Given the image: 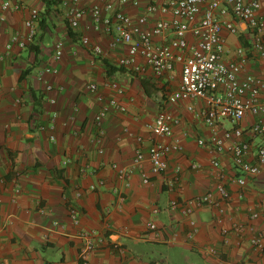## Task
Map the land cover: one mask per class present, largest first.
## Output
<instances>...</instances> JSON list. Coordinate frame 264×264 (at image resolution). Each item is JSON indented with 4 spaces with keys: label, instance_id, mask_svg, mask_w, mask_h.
<instances>
[{
    "label": "crops",
    "instance_id": "1",
    "mask_svg": "<svg viewBox=\"0 0 264 264\" xmlns=\"http://www.w3.org/2000/svg\"><path fill=\"white\" fill-rule=\"evenodd\" d=\"M21 1L24 8L6 11L0 26V264H80L79 240L75 235L82 227L95 229L104 236V244L88 256V264H264V250L252 247L246 239L238 243L231 232L225 242L221 233L222 228L243 223L261 231L264 237V221L248 218L251 211L264 213V174L239 185L228 153L213 154L197 144L198 137L209 134L203 118L195 115L203 109L202 100L163 103L158 87L149 82L147 75L115 64L125 49H110L107 35L87 27L91 22L88 14L72 32L63 18L60 0ZM31 7L39 9L34 38L26 47L13 46L6 52L10 33L26 32L24 21ZM123 9L133 18L140 12L130 3ZM235 22L239 32L222 31L228 49L226 59H234L236 48L247 44L245 23ZM151 23L150 20L147 24ZM82 34L102 47L100 58L93 60L89 49L81 45L78 36ZM58 38L64 41L62 57L56 63L58 72H44L40 77ZM244 73L264 79V58L250 55ZM110 79L123 87L122 94L106 85ZM91 81L98 84V92L105 99L114 96L126 108L123 113L110 110L106 114L105 133L99 143L104 150L102 155H98L91 139L96 132L91 118L99 106L95 94L85 90ZM172 82L162 80L175 88L178 74ZM46 83L54 89L45 92ZM151 87L156 88L155 95ZM48 97L55 102H48ZM190 104L192 110L187 108ZM160 109L179 118L173 125L172 136L179 140L182 149L168 154L167 169L151 175L149 183L141 182L135 168L125 185L110 166L116 162L132 167L137 143L123 131L127 128L141 135L145 139L141 148L146 154V124ZM52 113L56 114L53 128L37 130L39 124H50ZM253 121L254 117L247 115L241 125ZM243 138L253 146L261 141L260 136ZM214 157L219 161L218 167L211 164ZM64 158L68 159L66 164L62 163ZM249 158L253 161V153ZM143 166L149 169L147 161ZM175 166H179L177 173ZM83 168L87 173H82ZM218 170L224 175L221 179L216 175ZM175 177L178 180L173 184ZM14 180L20 185L17 195L12 191ZM220 180L230 194L220 222L215 220L217 211L208 205L191 215L169 210L172 198L187 200L208 191L218 198L215 186ZM90 185L94 189H89ZM76 190L81 191L80 196L75 195ZM119 193L124 194L123 201ZM69 206L76 207L78 224L69 217ZM190 219L195 221L196 230L187 238ZM53 221L59 223L56 229L52 228ZM149 222L159 228L158 237L148 229ZM208 246L214 247L215 253L204 256Z\"/></svg>",
    "mask_w": 264,
    "mask_h": 264
},
{
    "label": "built area",
    "instance_id": "2",
    "mask_svg": "<svg viewBox=\"0 0 264 264\" xmlns=\"http://www.w3.org/2000/svg\"><path fill=\"white\" fill-rule=\"evenodd\" d=\"M127 3L140 9L135 18L123 9ZM60 4L70 31H76L85 14H88L91 22L87 27L107 35L110 49L118 46L124 48V53L117 58L115 64L138 75H147L149 82L158 87L163 103L193 98L202 100L203 109L195 112V115L203 118L209 134L207 137H198L197 144L213 154L228 153L238 174L235 177L237 184L244 185L248 178L264 174V79L250 73L242 74L250 55L264 58V0H60ZM23 8L21 0H0V26L6 11H19ZM150 20L152 23L148 25ZM235 21L245 23L247 44L236 48L234 59H226L228 49L222 31L226 30L231 34L239 32ZM24 24V34L17 31L10 33L5 43L6 52L13 46L24 48L34 38L39 24L38 8H29V15ZM78 37L81 45L91 52L93 60L103 55L102 47L91 43L87 35ZM63 48L64 41L61 38L56 39L50 61L39 72L40 77L44 72H58L56 63L62 57ZM176 69L177 86L171 88L169 83H162L163 78L168 82L174 79ZM106 85L116 94H122L124 91L115 80H108ZM98 87L95 81H91L85 85V90L95 94L99 104L91 118V123L96 128L91 139L97 146L98 155H102L104 150L99 143L105 133L103 120L106 114L110 110L123 113L126 108L114 96L105 99L99 94ZM53 89L52 84H45V92ZM47 101L53 104L55 99L48 97ZM187 108L192 110L191 104L187 105ZM55 115L52 113L50 124H39L36 129L53 128ZM247 115L253 116L254 121L242 126L241 122ZM178 121L179 118L168 110L160 109L157 112L153 120L146 124L149 132L146 154L141 148L145 139L125 128L123 132L136 141L137 147L131 168L120 166L116 162L111 163L116 178L128 185L133 169L138 168L141 182L149 183L151 175L165 171L168 167V154L182 149L179 140L172 136L173 125ZM224 122L231 125L224 127ZM244 135L260 136L261 141L253 146L243 138ZM162 138L170 140L164 141ZM50 139L53 140L54 136L50 135ZM252 153L253 161L249 158ZM145 161L149 163L147 170L143 166ZM67 162V158L62 161L63 164ZM211 164L218 167V159L212 158ZM173 169L177 173L179 166ZM86 170L83 168L81 171L85 174ZM216 175L220 179L224 176L220 170L216 171ZM177 180V177L173 178V184ZM99 183L102 184L103 180ZM215 187L218 198H214L210 191L187 200L172 198L168 208L183 215H191L203 205L212 206L217 211L215 220L220 222L230 194L221 180ZM89 189H94V185H90ZM12 191L14 195L20 192V185L15 180ZM80 194L81 191H75L76 196ZM118 195L120 201L125 199L124 194ZM68 215L74 224L79 223L76 207L69 206ZM248 218L264 221V213L251 211ZM190 225L187 238H191L196 230L193 219H190ZM57 226L59 223L53 221L52 228L56 229ZM148 229L154 232L155 237L161 234L154 222L148 223ZM229 232L236 236L238 243L246 239L252 247L264 250L262 232L254 231L250 225L234 223L230 229L222 228L225 242ZM75 237L79 240V262L88 264V256L102 247L104 236L95 229L82 227ZM44 238L46 240L47 236ZM214 253L215 248L208 246L203 255Z\"/></svg>",
    "mask_w": 264,
    "mask_h": 264
},
{
    "label": "rangeland",
    "instance_id": "3",
    "mask_svg": "<svg viewBox=\"0 0 264 264\" xmlns=\"http://www.w3.org/2000/svg\"><path fill=\"white\" fill-rule=\"evenodd\" d=\"M177 74H178V69H176V72H175V78L174 79H172V81L174 82L175 80H176V77H177ZM172 82V83H173ZM150 91H151V93H153L154 95H155V92H156V88H150Z\"/></svg>",
    "mask_w": 264,
    "mask_h": 264
},
{
    "label": "trees",
    "instance_id": "4",
    "mask_svg": "<svg viewBox=\"0 0 264 264\" xmlns=\"http://www.w3.org/2000/svg\"><path fill=\"white\" fill-rule=\"evenodd\" d=\"M113 69L116 70V68H113ZM142 85H143V88L146 91V93H149L148 88L146 86V83L144 81H142Z\"/></svg>",
    "mask_w": 264,
    "mask_h": 264
}]
</instances>
